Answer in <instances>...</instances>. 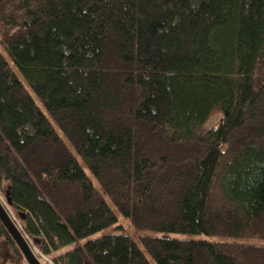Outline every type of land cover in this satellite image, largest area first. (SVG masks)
<instances>
[{
	"label": "trees",
	"instance_id": "obj_1",
	"mask_svg": "<svg viewBox=\"0 0 264 264\" xmlns=\"http://www.w3.org/2000/svg\"><path fill=\"white\" fill-rule=\"evenodd\" d=\"M0 45V195L40 259L264 264V0H0ZM108 199L165 235L90 239Z\"/></svg>",
	"mask_w": 264,
	"mask_h": 264
},
{
	"label": "rangeland",
	"instance_id": "obj_2",
	"mask_svg": "<svg viewBox=\"0 0 264 264\" xmlns=\"http://www.w3.org/2000/svg\"><path fill=\"white\" fill-rule=\"evenodd\" d=\"M0 48L2 49V51L4 52L2 46L0 45ZM16 73L18 74V76L24 81L21 72L19 71V69H17L14 65H13ZM27 85V84H26ZM27 87L29 88L30 92L32 93V95L34 96L36 102L38 103V105L41 107V109L48 115L46 109L44 108L43 104L41 103V101L37 98V96L35 95L34 91L27 85ZM49 116V115H48ZM53 125L56 127V129L59 131V133L61 134V136L63 138L64 135L62 134L61 130L59 129L58 125L53 121L52 118H50ZM66 139V138H65ZM75 153V152H74ZM75 155L78 157V155L75 153ZM79 160L81 161L82 165L84 166V168L86 169L88 175L90 177H92L93 181L95 182V184L98 186L97 181L95 180V178L93 177L91 171L87 168V166L84 164V162L82 161V159L80 157H78ZM0 198L3 200V197L0 195ZM4 202V200H3ZM108 202L111 206V208L114 210V212L117 214L118 216V223L117 226H119L120 228L117 229L115 226L107 228L105 230L99 231L96 234L92 235L90 237V239L96 238V237H100L102 236L104 233H108V232H124L130 236H132L133 238H135L136 240H139L141 238V236H162L165 235V233L163 232H157V231H137L132 224L130 223V221L124 217L123 215L120 214V212L118 211V209L115 207V205L108 199ZM9 210V209H8ZM10 212V211H9ZM11 214V212H10ZM12 215V214H11ZM13 216V215H12ZM14 218V217H13ZM15 219V218H14ZM16 221V220H15ZM17 222V221H16ZM18 224V222H17ZM19 225V224H18ZM20 226V225H19ZM233 241V239H230ZM237 241H240L242 243H248V244H263L264 242L258 239H247V238H241V239H237ZM84 242V241H83ZM32 245V244H31ZM33 247V246H32ZM35 250V249H34ZM146 251V250H145ZM36 253L37 250H35ZM38 255V254H37ZM44 259V260H43ZM43 259H41V261L46 264H50L51 260L43 257ZM0 264H26L25 262H22L18 259V257L15 254L14 249L10 246V244L5 240V238L1 235L0 233ZM28 264V263H27Z\"/></svg>",
	"mask_w": 264,
	"mask_h": 264
},
{
	"label": "water",
	"instance_id": "obj_3",
	"mask_svg": "<svg viewBox=\"0 0 264 264\" xmlns=\"http://www.w3.org/2000/svg\"><path fill=\"white\" fill-rule=\"evenodd\" d=\"M0 222L10 234L16 245L22 252L28 264H44L31 243L25 236L22 228L17 224L13 216L10 214L7 204L0 198Z\"/></svg>",
	"mask_w": 264,
	"mask_h": 264
}]
</instances>
